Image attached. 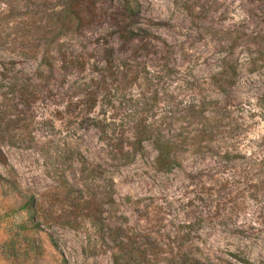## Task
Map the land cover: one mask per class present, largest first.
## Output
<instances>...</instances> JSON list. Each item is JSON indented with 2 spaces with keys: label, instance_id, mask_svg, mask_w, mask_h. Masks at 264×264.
<instances>
[{
  "label": "rangeland",
  "instance_id": "rangeland-1",
  "mask_svg": "<svg viewBox=\"0 0 264 264\" xmlns=\"http://www.w3.org/2000/svg\"><path fill=\"white\" fill-rule=\"evenodd\" d=\"M0 264H264V0H0Z\"/></svg>",
  "mask_w": 264,
  "mask_h": 264
},
{
  "label": "trees",
  "instance_id": "trees-1",
  "mask_svg": "<svg viewBox=\"0 0 264 264\" xmlns=\"http://www.w3.org/2000/svg\"><path fill=\"white\" fill-rule=\"evenodd\" d=\"M131 6L128 5V8ZM153 145L157 151L156 155V165L158 168L164 171H169L173 166L174 158L172 152L176 148L175 142L169 138H159L156 137L153 140ZM130 252V251H129Z\"/></svg>",
  "mask_w": 264,
  "mask_h": 264
}]
</instances>
